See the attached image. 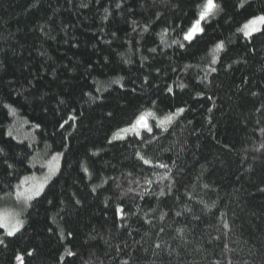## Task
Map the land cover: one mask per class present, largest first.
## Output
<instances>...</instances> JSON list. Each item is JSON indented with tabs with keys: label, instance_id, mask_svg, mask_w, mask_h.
I'll list each match as a JSON object with an SVG mask.
<instances>
[{
	"label": "trees",
	"instance_id": "1",
	"mask_svg": "<svg viewBox=\"0 0 264 264\" xmlns=\"http://www.w3.org/2000/svg\"><path fill=\"white\" fill-rule=\"evenodd\" d=\"M204 2L0 0V208L64 153L0 264H264V36L238 31L264 0H215L189 44ZM180 107L167 131H122Z\"/></svg>",
	"mask_w": 264,
	"mask_h": 264
},
{
	"label": "snow or ice",
	"instance_id": "2",
	"mask_svg": "<svg viewBox=\"0 0 264 264\" xmlns=\"http://www.w3.org/2000/svg\"><path fill=\"white\" fill-rule=\"evenodd\" d=\"M246 2H247V0H240L238 7L243 8L245 6ZM121 6H122L121 3L116 4L117 8H120ZM219 10H220V6L215 2V0H205V2L200 7V11L198 13V18L193 22L192 26L187 31H185L183 33V41H186L189 44H191L196 39L197 35L200 33H203V31H204V29L201 27V22L206 21L211 16H214L216 14V12ZM105 13H108V9H105ZM157 18H159V17H157ZM105 19H107V15L105 16ZM148 30H149L148 26H145L144 31L147 32ZM238 31L243 33L244 38L246 39V41H248L249 44H251V42L257 36H264V14H260V15H256V16L252 17L242 26V28L238 29ZM167 32H168V29L163 30V34L161 36V42L162 43H166V41L164 40L163 37H164V35L167 34ZM172 43L178 44V46L181 48H183L185 46L183 43H180L176 40H172ZM215 48L219 49V50H225L226 45H225L224 41H218L215 45ZM150 51L156 52L157 49L153 48V49H150ZM211 63L216 64L217 59L215 57H213V59L211 60ZM228 67H231V65H228ZM210 71L216 72L217 69L215 67H213L210 69ZM114 83H119V81H114ZM144 83L145 84L148 83L147 77L144 78ZM181 87H184V86L181 85ZM134 90L135 89H133V91ZM167 90H168V92H172V88H170V87ZM253 95H256V93H253ZM93 99H96V98L93 97ZM209 111H211V109H209ZM184 112H185V109L183 107H180V108H177L175 110V112L164 116L163 119H159L154 112L147 111V112L139 114L137 116V118L134 120V122L131 123L127 128H124L122 131H124V132L131 131L136 137H140L141 140H143L142 131L149 134V136H151L154 132L153 125L150 124L148 121L149 117L158 120V123H156V125H155L156 128H162L163 130L167 131V128H165V125L171 124L173 120H175L178 116H180ZM108 115L111 116L112 113H108ZM72 119H75V117H72ZM35 127L40 128L41 126L39 124H37V125H35ZM60 127L63 128L64 124L63 123L60 124ZM262 131H264V130H262ZM8 134H9V136L12 135L11 132H9ZM120 138L121 137H114V139H120ZM109 143H112V141L109 140ZM30 146L31 145H29V147ZM261 147H264V145H261ZM63 155H64L63 152H56L55 155H53L50 160L49 159L40 160L39 162H40L41 168L46 167L48 169L47 173L45 174V176L43 178V181L37 184L35 182L34 177L24 176L23 178H21L19 180L18 184L15 185L16 198L17 199L22 198V203L25 206H27L29 204V202H31L35 197L40 196L44 190L45 184H47V182L53 176H55L57 171L59 170V166L57 164V161ZM137 156L139 157V159L144 164H150L151 163L150 160L146 159L143 155H140L139 153H137ZM0 157L3 158L7 169L12 170V172H10L9 175L14 174L15 173V165L8 163L3 149H0ZM34 163H35V161H34ZM156 167L167 169L168 165L160 163V164L156 165ZM84 171L88 172V169L84 168ZM169 179L174 180V178L169 177L168 175H164L163 177H161V180H169ZM30 182H31V184H30ZM146 182L149 185H151L153 183V181L151 179H147ZM29 184H30V186L26 187V185H29ZM168 187H170V185ZM205 187H208V186L205 185ZM93 191H95V189H93ZM132 191H134V190L131 187H129L127 189V192H132ZM261 191H264V189H261ZM12 194L13 193H11V192L7 193V195H12ZM158 195L161 197L165 196L166 195L165 190L163 188H161ZM76 203L79 204L80 201L77 200ZM119 210L121 212L123 211L122 209H119ZM20 215H21L20 212H14L13 211V212H6V214L4 216H0V229L4 230L3 236H0V246H6L7 238L14 237L23 228L24 220L20 218ZM177 215H180V213H177ZM228 226L229 225L227 223H225L224 227H228ZM178 231L182 232L183 229H178ZM156 247L159 248L160 245H156ZM66 252H67V255H69V256L74 255V253H72L71 251L66 250ZM27 255L31 256V255H33V253L29 252V253H27ZM15 259H16V261L20 262V264H23L24 258L22 255L17 254L15 256ZM122 264H129V262L127 260H125V261H122ZM229 264H231V262H229Z\"/></svg>",
	"mask_w": 264,
	"mask_h": 264
},
{
	"label": "rangeland",
	"instance_id": "3",
	"mask_svg": "<svg viewBox=\"0 0 264 264\" xmlns=\"http://www.w3.org/2000/svg\"><path fill=\"white\" fill-rule=\"evenodd\" d=\"M129 132H131V131H129ZM57 164H58V166H60V159L57 161ZM41 169H42V174L30 176V177H34L35 178V182L37 184L43 181V178H44L45 174L48 171V169L46 167L45 168H41ZM30 184H31V182H30ZM30 184L26 185V187L30 186ZM45 186H46V184H45ZM13 198H14V203L13 204L8 202L7 204L3 205V207L0 208V216H4L6 214V212H13L14 211V212H20L21 213L20 218L22 219V214L26 210L27 206H25L22 203V198L21 199H17L16 198L15 191H14V194H13ZM12 206H14V209H12Z\"/></svg>",
	"mask_w": 264,
	"mask_h": 264
}]
</instances>
